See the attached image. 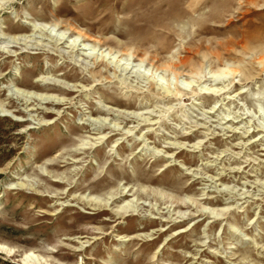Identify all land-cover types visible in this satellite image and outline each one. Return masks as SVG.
<instances>
[{
	"label": "rangeland",
	"instance_id": "rangeland-1",
	"mask_svg": "<svg viewBox=\"0 0 264 264\" xmlns=\"http://www.w3.org/2000/svg\"><path fill=\"white\" fill-rule=\"evenodd\" d=\"M0 248L264 264V0H0Z\"/></svg>",
	"mask_w": 264,
	"mask_h": 264
},
{
	"label": "bare ground",
	"instance_id": "bare-ground-1",
	"mask_svg": "<svg viewBox=\"0 0 264 264\" xmlns=\"http://www.w3.org/2000/svg\"><path fill=\"white\" fill-rule=\"evenodd\" d=\"M73 27V26H72ZM77 32H78V35L79 36H81V38H83V39H92V40H94L95 42H97V43H101V40L99 39V38H93V37H91L90 35H88L87 33H85V32H81V31H79V30H77ZM60 40V39H59ZM58 41V40H57ZM17 42V41H16ZM63 42V41H62ZM62 42H58V43H62ZM53 44H56V45H58L57 43H53ZM57 47V46H56ZM78 50V48H77V44H72L71 45V50ZM73 53V52H72ZM80 53H82V54H84L86 57H90V58H92L93 56H90V54H87L88 52H80ZM94 54V53H93ZM96 57V56H95ZM75 59V58H74ZM84 62H86V61H84ZM86 65V64H85ZM127 68V67H126ZM125 68V69H126ZM123 70V69H122ZM50 79V78H49ZM46 80H48V79H46ZM59 82V80H54L53 82H51V81H47L48 83H52V84H57V85H61V84H59L58 82ZM34 96V95H33ZM30 99V98H29ZM32 100V99H31ZM39 100H43L44 102H50V103H59V102H55L54 100H52V99H49V98H46V97H44V98H40ZM41 102V101H40ZM99 110H101V111H103V112H107V113H110L109 112V110L108 109H99ZM131 116V115H130ZM132 118H135L136 116L135 115H133V116H131ZM99 126V128H105V127H107L106 125H102V124H100V125H98ZM1 249V248H0Z\"/></svg>",
	"mask_w": 264,
	"mask_h": 264
}]
</instances>
